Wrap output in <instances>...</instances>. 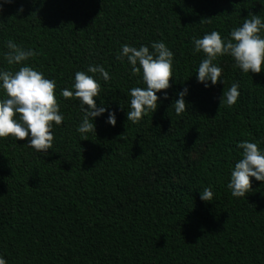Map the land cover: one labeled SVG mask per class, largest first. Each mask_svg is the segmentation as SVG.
I'll return each mask as SVG.
<instances>
[{"label": "trees", "instance_id": "trees-1", "mask_svg": "<svg viewBox=\"0 0 264 264\" xmlns=\"http://www.w3.org/2000/svg\"><path fill=\"white\" fill-rule=\"evenodd\" d=\"M20 5L25 11L17 15ZM250 13L264 17V0H15L5 6L0 67L9 68L8 39L36 50L28 63L56 80L65 116L54 125L47 154L24 147L27 140L0 138V255L8 264H264V182L253 180L244 198L226 187L238 143L259 141L264 148V71L244 74L230 57H220L224 85L206 90L195 78L204 54L194 55L192 44L213 30L228 36ZM160 40L174 53L169 99L133 124L126 117L129 91L144 85L117 54L122 44ZM89 64L110 73L108 82L100 79L96 102L116 112L117 124L105 123V113L95 121L96 134L82 141L79 102L60 91ZM233 82L240 85L237 103L220 105ZM185 86L187 110L177 115L171 104ZM207 187L215 195L205 202L200 192Z\"/></svg>", "mask_w": 264, "mask_h": 264}, {"label": "clouds", "instance_id": "clouds-1", "mask_svg": "<svg viewBox=\"0 0 264 264\" xmlns=\"http://www.w3.org/2000/svg\"><path fill=\"white\" fill-rule=\"evenodd\" d=\"M15 0H0V13L6 5ZM23 5L17 8L16 14L22 15ZM210 22V19H208ZM193 54H204L196 69V82L208 90L218 83L224 85L223 68L218 58L228 56L234 61V67L244 74H260L264 71V17L260 14H249L239 27L233 28L228 36L218 31L205 33L202 38H193ZM3 60L9 68L0 67V138L13 137L17 141L27 140L24 147L38 153L47 154L54 142L53 128L65 119L60 112L56 97V80L48 79L28 61L39 53L33 48L22 47L13 39L4 43ZM120 60H127L131 73L140 76L143 87H133L127 121L139 123L149 113H155L160 104L169 99L167 90L172 87L174 53L163 40L139 47L122 44L117 54ZM15 67V71L11 70ZM96 74H99L97 78ZM110 73L101 64H89L86 71H77L71 87L61 89L60 96L65 100L75 99L79 102L82 116L76 131L82 141L88 140V134H96L95 121L107 117L105 123L111 127L117 124V114L97 99L101 91L100 79L110 80ZM161 93V95H157ZM190 90L185 86L176 94L171 107L177 115L187 110L186 97ZM240 96L239 83L233 82L222 92L220 105L232 107ZM123 110V108L121 107ZM123 136V135H122ZM121 136V137H122ZM237 147L241 150L239 159L230 171L226 187L233 198H244L251 191L253 180L264 182V148L259 141H242ZM211 187L200 192V199L213 200ZM0 264H8L0 255Z\"/></svg>", "mask_w": 264, "mask_h": 264}, {"label": "rangeland", "instance_id": "rangeland-1", "mask_svg": "<svg viewBox=\"0 0 264 264\" xmlns=\"http://www.w3.org/2000/svg\"><path fill=\"white\" fill-rule=\"evenodd\" d=\"M201 151H202V148L199 149L197 152L192 153V154L189 156L188 161H187L186 163L191 164L192 162L196 161V160L198 159L199 154H200ZM175 181H177V180L175 179Z\"/></svg>", "mask_w": 264, "mask_h": 264}]
</instances>
